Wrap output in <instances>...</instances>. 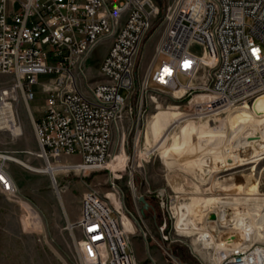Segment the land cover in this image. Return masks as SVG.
Instances as JSON below:
<instances>
[{
	"label": "built area",
	"instance_id": "2783aa9c",
	"mask_svg": "<svg viewBox=\"0 0 264 264\" xmlns=\"http://www.w3.org/2000/svg\"><path fill=\"white\" fill-rule=\"evenodd\" d=\"M159 15L155 0H0V74L14 77V92L20 89L29 106L38 76L55 75L44 85L38 118L31 110L38 156L46 165L56 161L70 171L107 167L114 129L132 116L128 106L136 93L138 55ZM160 27L163 33L142 83L141 109L149 81L180 97L199 90L195 112L200 115L249 106L264 94V0H175ZM106 38L110 44L99 64L101 78L93 80L87 74L88 61ZM161 56L165 59L154 69ZM181 75L188 78L186 84ZM16 100L0 92V109ZM142 115L135 124V148L147 125ZM65 155H79L81 161L63 164ZM0 185L5 194H16L1 158ZM121 215L98 189L82 195L78 219L71 226L80 231L85 264H137ZM166 228L165 218L159 226L164 240L169 239ZM261 248L253 243L222 248L212 260L208 248L204 256L206 264H262Z\"/></svg>",
	"mask_w": 264,
	"mask_h": 264
},
{
	"label": "rangeland",
	"instance_id": "374dc122",
	"mask_svg": "<svg viewBox=\"0 0 264 264\" xmlns=\"http://www.w3.org/2000/svg\"><path fill=\"white\" fill-rule=\"evenodd\" d=\"M155 1L160 6L159 19L151 35L142 44L138 55L136 93L128 106V109L131 107L132 116H129V120H124L113 132L112 157L109 161L111 169L107 166L108 168L92 171H70L64 170V167L57 169V166H54L57 173L53 181L51 173L35 172L20 164L5 161L17 191L14 196L7 195L0 185V264H85L79 247L80 231L71 225L78 219L82 195L91 188L98 189L103 195L115 194L122 201L121 212L125 214L122 219L128 216L133 223L132 227L131 223L126 222L125 228L128 230L134 256L139 255L144 249L140 245L133 246L132 240L135 237H142L145 240L143 235L145 231L152 251L156 249L170 261L174 263L177 261L179 264H206L205 257H202L204 255L196 250V248L202 250L199 241L200 233L195 231L196 233L189 235L175 231L176 206L191 202L201 210L202 215H205L212 197L234 202L235 198L241 197L240 194L255 191L264 194V154L254 157L255 154L248 149L247 152L241 153L240 158L243 160L234 163L232 157L229 161L223 159V162L219 164L221 168H214L215 170L210 174H204L202 170H199V165L193 163L195 161L189 162V160L200 156L203 152L210 153L212 149L210 145L202 144L203 147H200L198 141L191 137L187 143V146L191 147L189 151L182 154L184 149L178 147L171 149L169 153L165 150L174 144L186 141L190 136L191 121H194V125L207 123L210 128L217 131L223 125L228 126V116L233 110L218 115L196 114L197 102L201 101L199 90L193 93L188 92L180 97V93L156 89L158 86L153 81H149L150 88L143 94L145 111L141 109L142 83L163 33V28L160 27L161 21L168 7L173 6L175 0ZM109 44L110 39L102 40L90 55L87 74L93 80L101 78L99 64ZM191 49L200 53L199 46H193ZM163 59H165L164 56L158 58L154 69L160 66ZM54 76V74L38 76V84L33 86L35 99L29 103V106L20 89H17L16 93L12 90L14 77L0 74V92L6 88L9 90V95L17 98L13 102L14 110L17 122L19 117L23 130L17 137H14L10 131L0 130V154L17 156L33 166L45 167V160L38 156L39 146L32 124L31 110L38 118L40 106L44 103L46 96L44 85L50 84ZM179 79L183 84L188 82L185 76L181 75ZM201 81L202 77H199L197 83ZM125 93L126 91L122 90V94ZM140 114H143L142 120L147 122V125L142 133L140 146L135 148L133 146L135 124ZM163 131L165 135H162ZM253 134L259 135L258 132ZM161 137L163 139L160 142ZM229 137L230 131L227 130L221 143L223 145L227 143ZM222 149L225 150L226 147ZM236 152L238 153L239 150ZM214 156L222 159L218 155ZM183 159L187 160L185 161L187 163L183 162ZM80 161L79 155H65L61 159L63 164H76ZM51 162L59 165L56 161ZM229 164L234 166L231 167ZM131 181L134 183L133 186L130 184ZM140 196H143L149 204L144 212H142L144 205L139 200ZM26 204L32 207L41 218V227L37 226L38 229L31 227L28 222L30 214H32V220L37 215ZM211 214L215 213L211 212L207 218L203 217L201 222L203 226L209 225L208 229L214 228L217 238H222L224 235V233L221 234L222 231H234L232 225L222 227L214 221L209 222L212 220H210ZM165 218L167 220L166 234L169 236L167 240L163 239L159 230V225ZM261 231L262 237L258 235L256 238L249 237L248 244L264 246V224ZM209 250L212 252V249ZM147 253V256L151 257L149 252Z\"/></svg>",
	"mask_w": 264,
	"mask_h": 264
},
{
	"label": "bare ground",
	"instance_id": "6f19581e",
	"mask_svg": "<svg viewBox=\"0 0 264 264\" xmlns=\"http://www.w3.org/2000/svg\"><path fill=\"white\" fill-rule=\"evenodd\" d=\"M165 72H169V70H166ZM147 77L148 73L144 79V84L146 83ZM12 90L14 91L13 86ZM1 94L9 95V90L5 88L1 91ZM227 121L228 126L223 125L219 128V130L216 129L217 131H215L213 128H210L207 123L202 125H194V121H191L189 124L190 136L186 139V141L180 142L179 140L180 143L174 144L172 147L165 150H167L169 153L171 149L174 150L175 147L183 148V154L187 150L189 151L191 148L187 146L188 140H190L191 137H194V139L198 141V145L200 147H203L201 146L202 144L210 145L212 147V149L210 147V153L208 152V154H206L203 152L200 154V156L189 160V162L195 161L193 163L199 165V170H202L204 174H210L215 170L214 168L220 167L219 164L223 162V159L229 161V159H231L230 157H232L235 161L234 163L243 160L240 158L242 156L241 153L243 154L244 152H247L248 149H251L250 151H252V154H255L254 157L260 155L262 156V154H264V94L259 96L252 105L233 109L231 114L228 116ZM0 130L10 131L15 137L20 136L23 132L22 125L17 122L16 113L12 102H7L0 109ZM227 130L230 131L229 141L223 145L221 143V139ZM254 132H258L259 135H254ZM162 135H165L164 131L162 132ZM162 139L163 137L160 138V142ZM223 147H226V149L223 150ZM238 150L239 152L237 153L236 151ZM231 151H234V153H231ZM213 155H218L222 159L215 156L213 157ZM0 158L5 161L9 160L11 162L20 164L27 169L40 173H51V167L58 166L52 163L51 165H45V167H36L23 161L19 157L12 156L10 154H0ZM185 161L187 160H184L183 162ZM107 166L109 167H107L108 169H111L110 162L107 164ZM229 166L232 167L234 164H229ZM51 176L54 181L56 175L51 173ZM130 183L133 184L132 181ZM14 187L16 188L15 182ZM240 195L241 197L238 199L235 198L234 202L232 200L223 201L221 198L212 197V200H210L207 205L208 212L205 215H202L200 213L201 210L197 209V207H195V205L191 202L184 205H177L175 209L177 214V220L174 225L175 231H178L180 234L189 235H192V233L198 231V233H200L199 241L203 252L198 248H196V250L201 253V255H204L207 252L206 249H212V252L210 251L211 260L215 256L216 252L222 248L231 249L239 245H243L245 248H248L251 244H248L250 240L247 238H256L257 235L258 237H262L261 227L262 224H264V220H262V216L264 215V194L255 191L254 193H245ZM108 197L115 205V209L121 212L122 201L119 200L115 194ZM234 206L236 208H233ZM237 206H239V208ZM230 210L233 211L231 212ZM34 212L37 215V219L32 220V214L28 213L30 214L28 222L33 228H37V226L41 227V218L35 210ZM211 212L216 214V218L214 220L210 219L211 221L209 222L214 221V223H219L222 227L232 225V230H236L237 232L234 233V231H222L221 234L224 233L222 238H217L215 236V231L213 230L214 228L205 229L201 220H203V217L207 218ZM124 215L125 214H122V218ZM34 222H36L37 225ZM206 236H209V238H206ZM245 237L246 241L244 240ZM254 245L256 246V244ZM261 247H263L262 251L264 254V246L258 245V248ZM262 264H264V262H262Z\"/></svg>",
	"mask_w": 264,
	"mask_h": 264
},
{
	"label": "crops",
	"instance_id": "0c3cea01",
	"mask_svg": "<svg viewBox=\"0 0 264 264\" xmlns=\"http://www.w3.org/2000/svg\"><path fill=\"white\" fill-rule=\"evenodd\" d=\"M56 168L57 169H60L61 166H57ZM51 173H54V175H56L57 171L55 170V168L52 167ZM34 219L36 220L37 217L34 218ZM126 222L127 223H131L132 224V227H133V223H132L131 219L128 216H125L124 219H122V225H123L125 231L128 232V230H126V228H125V223ZM142 222L145 224V222H144L143 219H142ZM146 228H148V227H146ZM131 244L133 246L140 245L144 249L143 252H140L139 255L135 256V260H136V263L137 264H170V262H171L169 259L163 257V255L160 252L156 251V249H154L152 251L151 244L149 243V241L147 240V238H145V240H144L142 237H135L132 240V243ZM147 252H149V254L151 255V257H148L147 256L148 255Z\"/></svg>",
	"mask_w": 264,
	"mask_h": 264
},
{
	"label": "water",
	"instance_id": "95a60500",
	"mask_svg": "<svg viewBox=\"0 0 264 264\" xmlns=\"http://www.w3.org/2000/svg\"><path fill=\"white\" fill-rule=\"evenodd\" d=\"M139 200L143 203V209H142V212H144V209H147L149 207V204L148 202L146 201V199L143 197V196H140L139 197ZM210 219L214 220L215 219V214H211L210 215ZM170 264H176L174 262H170Z\"/></svg>",
	"mask_w": 264,
	"mask_h": 264
}]
</instances>
